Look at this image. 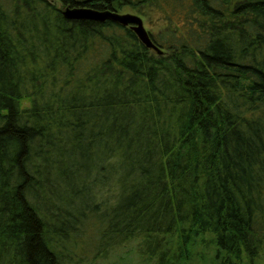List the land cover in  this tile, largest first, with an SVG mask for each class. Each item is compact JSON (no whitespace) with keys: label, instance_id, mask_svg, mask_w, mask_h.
<instances>
[{"label":"trees","instance_id":"16d2710c","mask_svg":"<svg viewBox=\"0 0 264 264\" xmlns=\"http://www.w3.org/2000/svg\"><path fill=\"white\" fill-rule=\"evenodd\" d=\"M56 1L0 0V264H264V0Z\"/></svg>","mask_w":264,"mask_h":264},{"label":"rangeland","instance_id":"374dc122","mask_svg":"<svg viewBox=\"0 0 264 264\" xmlns=\"http://www.w3.org/2000/svg\"><path fill=\"white\" fill-rule=\"evenodd\" d=\"M52 2L59 5V2L56 0H51ZM121 13H133L140 15L144 20V25L148 31H152V29H156L152 27L151 23L148 21L147 17H144L137 11L130 9V8H124L121 11ZM89 220V221H88ZM87 226H83V232L82 236L78 238L79 247H73V255L76 257V259H79V262L81 264H113L114 261H118V258L121 256H124L126 253V250L128 248H118L110 253H108V257L103 258L101 255L102 253L99 252L97 248V226L94 224L93 220L87 219ZM101 256V257H100ZM132 258V254L128 255V259ZM133 261H136V258L133 257Z\"/></svg>","mask_w":264,"mask_h":264},{"label":"water","instance_id":"95a60500","mask_svg":"<svg viewBox=\"0 0 264 264\" xmlns=\"http://www.w3.org/2000/svg\"><path fill=\"white\" fill-rule=\"evenodd\" d=\"M63 14L68 19H93L105 21L107 19L120 23L124 26H130L139 39L149 48L162 53V49L155 44L149 31L144 25V20L140 15L133 13H121L115 10H98L91 7H70L63 9Z\"/></svg>","mask_w":264,"mask_h":264}]
</instances>
